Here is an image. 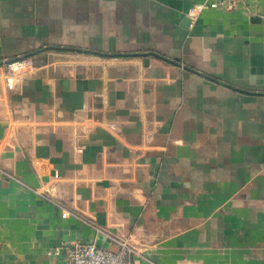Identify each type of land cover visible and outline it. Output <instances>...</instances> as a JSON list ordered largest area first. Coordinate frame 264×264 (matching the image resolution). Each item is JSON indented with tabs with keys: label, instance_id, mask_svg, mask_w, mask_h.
<instances>
[{
	"label": "crops",
	"instance_id": "obj_1",
	"mask_svg": "<svg viewBox=\"0 0 264 264\" xmlns=\"http://www.w3.org/2000/svg\"><path fill=\"white\" fill-rule=\"evenodd\" d=\"M201 1L0 0V264L95 226L133 264H264V0Z\"/></svg>",
	"mask_w": 264,
	"mask_h": 264
},
{
	"label": "built area",
	"instance_id": "obj_2",
	"mask_svg": "<svg viewBox=\"0 0 264 264\" xmlns=\"http://www.w3.org/2000/svg\"><path fill=\"white\" fill-rule=\"evenodd\" d=\"M242 0H204L195 3L194 14L197 16L204 9L234 10ZM32 67L29 57H17L3 63L2 78L9 89L15 87L19 79L27 74ZM96 232L104 245L87 242H68L53 248V252L65 253L66 259L58 264H133V257L137 254L131 242L124 236L115 233L107 227L95 226ZM111 247H115L112 249Z\"/></svg>",
	"mask_w": 264,
	"mask_h": 264
},
{
	"label": "water",
	"instance_id": "obj_3",
	"mask_svg": "<svg viewBox=\"0 0 264 264\" xmlns=\"http://www.w3.org/2000/svg\"><path fill=\"white\" fill-rule=\"evenodd\" d=\"M185 23H187L188 21H189V19L188 18H184V20H183ZM98 246H99V244H98ZM112 249H115V247H111Z\"/></svg>",
	"mask_w": 264,
	"mask_h": 264
}]
</instances>
